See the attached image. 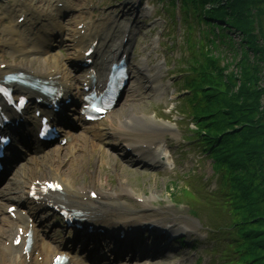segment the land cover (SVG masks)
<instances>
[{
    "label": "rangeland",
    "instance_id": "374dc122",
    "mask_svg": "<svg viewBox=\"0 0 264 264\" xmlns=\"http://www.w3.org/2000/svg\"><path fill=\"white\" fill-rule=\"evenodd\" d=\"M251 1H253L255 9L253 12L260 19V31L264 37V4L260 3L259 0ZM31 3H28L27 7ZM137 3L135 4L134 0H67L62 12L56 13L58 25L61 26V32H63L60 38L63 40L57 43L56 48H53L54 51L52 50L53 53H56L57 50L61 51L57 56L52 55L54 58L61 57V59H52V61H56L63 68L74 70L69 65L73 51L70 50L71 47H68L71 43L68 33L73 30L74 23L79 16L86 23L101 19L103 24L110 19L109 23L114 29L116 37L124 26H128L131 32V40L127 47L133 52L131 64L135 76L131 81L129 95L134 101L127 102V97L108 121L116 126L121 119L134 113L151 118L166 126L174 127L176 133L171 135H175L174 141L177 143L174 145L179 148V151L176 150L175 146L171 148V152L174 153L173 163L168 161L169 164H167L163 174L157 168H150V170L143 172V169L134 166L129 158H127L129 166L121 168L124 165L123 161L126 160L120 155L123 154L122 152H116L117 160L102 164L103 155L101 151L97 147L92 148L90 146V143L93 144L91 139H82L80 142H75L74 149L68 147L57 152H47L41 159L29 162L26 166L31 174H35L31 167L43 162L50 175L61 176L65 182L76 186L88 187L92 185L96 190L110 191L116 194L122 192V189L131 191L135 196L150 200L151 210L149 214H146L147 216L168 217L169 219L173 215L176 220L187 223L192 229L197 230L196 235L188 236L187 240L197 238L196 244H200L197 245L198 253L189 252L186 248L181 249L172 243L168 251L172 258L163 260L160 264H194L197 256L202 257L201 264H236L235 259H231L234 258V253H231L232 251L227 245L230 244L228 242H230L232 233L228 229L229 215L225 208H221L226 203L223 201L224 193L221 192L220 171L213 170L211 161L204 156L206 153L202 154V148H199L198 141H188V139L192 140L194 136L193 131L196 122L191 117L190 107L184 104L185 101H182V104L179 102L181 98L184 99L187 95L183 92L186 87L181 85V77L179 76L183 67L182 63H184L182 58L188 56L187 42L184 40L187 33L183 32L184 26H179L178 17L175 18V24L169 21L167 15L160 8L158 0H141L139 6ZM207 3L210 7L213 5L211 2ZM11 4L12 0H0V31L4 25L8 26L13 23L14 16L28 12V10L24 11L23 8L20 10L21 6L10 9L8 5ZM39 6L45 5L36 3L35 6L33 5L35 7L33 13L31 14L32 11H30L26 14L29 18L27 27L34 21V13L41 12ZM77 9L79 10L75 11ZM49 23L51 22H45L44 26L46 27ZM197 27L194 28L193 39L196 42L199 39L203 41V34L197 33ZM199 27L203 28V32H206L208 37L210 36L209 27L205 25ZM211 30L213 34H216L215 28ZM36 33L35 31V36H37ZM64 38L66 39L64 40ZM211 38H213L212 35ZM229 38L230 45L226 43L223 45L220 43L219 37L216 39L214 37L212 40L215 47L208 43V50L212 53L216 63L218 62L220 65L225 63L223 75H232L231 78L235 80V84H232L234 88L230 90L232 93L238 92V89H243L244 85L248 84L251 90L253 88L259 90L260 97L257 105L260 112L254 113L252 120L254 119L255 123L259 121L257 128H264V58L262 60L254 59L251 52H248L244 46L240 47V38L234 32L230 31ZM4 51L0 50V60L5 55H1ZM206 54L205 52L202 56ZM161 58L166 60V67L160 73L162 81L159 86L162 94H154L151 92L152 83L141 76L143 74L137 75L136 70L138 71L140 66L148 64V76H152L156 73L154 67H156L157 60ZM242 71L249 73L247 82H242L240 78ZM173 75L175 76L173 77ZM229 95L228 93L227 95H216V98L221 100V98L225 99ZM221 112H228V105L221 107ZM236 128L240 129L239 126ZM171 135L165 136L169 142H172ZM182 136L189 138L185 141L179 140V137ZM256 140L254 145H250L251 149L258 145V147H263L264 141ZM105 141L110 143L106 148L111 147L114 142L111 138H107ZM118 144L116 142L114 145ZM245 148H248V144H245ZM93 149L94 152H90ZM251 153L258 155L255 151H251ZM74 156L77 157V160H74ZM23 164H20L18 168L22 167ZM69 165H73V167L70 169ZM45 168L40 166L37 172L42 177L46 175L42 174ZM93 176H98V181L94 185L92 184ZM13 186H16V183H13L11 188ZM186 205H190L194 209V212H191L192 219L187 216L189 209L185 207ZM161 211H163L162 214ZM204 225L210 226L214 230L210 234L211 237H206ZM52 236L55 240H62L64 235L60 229H57ZM0 240H2L1 234Z\"/></svg>",
    "mask_w": 264,
    "mask_h": 264
},
{
    "label": "trees",
    "instance_id": "16d2710c",
    "mask_svg": "<svg viewBox=\"0 0 264 264\" xmlns=\"http://www.w3.org/2000/svg\"><path fill=\"white\" fill-rule=\"evenodd\" d=\"M206 1H198L202 21L215 23L221 43L230 45L232 31L239 36L240 47L244 46L254 59L262 60L264 37L260 19L253 12V1L209 0L218 6L204 9ZM259 2L264 4V0ZM206 53L197 68L189 67L192 73L189 101L197 103L195 118L201 126V143L213 157L214 168L220 171L226 203L221 208L227 211L229 229L233 232L230 249L238 264H264V145L254 149L250 146L255 144L256 138V141H264V128H257L259 121L252 120L253 114L260 112L259 90H251L248 84L232 93L230 90L235 84L232 75H223L224 68L216 63L209 50ZM248 75L246 71L241 72L242 82L249 80ZM227 93L230 95L225 99L216 98ZM226 105L228 112H221V107ZM238 126L240 129L236 128ZM245 144H248L247 149Z\"/></svg>",
    "mask_w": 264,
    "mask_h": 264
},
{
    "label": "bare ground",
    "instance_id": "6f19581e",
    "mask_svg": "<svg viewBox=\"0 0 264 264\" xmlns=\"http://www.w3.org/2000/svg\"><path fill=\"white\" fill-rule=\"evenodd\" d=\"M4 30L8 31L6 35L7 36L6 43L11 42L12 50L10 47L9 50L11 51L12 57L14 58L15 56H20L23 58V61L18 63L23 66L22 69H27V68L32 69L34 67L42 68L43 65L47 66L49 64L50 61H48L46 57L45 58L43 57L44 53L40 46L36 44L31 49H29L28 45L24 47L25 43L29 42L30 38L29 39L23 38L22 40H20L18 38L19 32L17 28H15L14 26H5ZM53 32H55V28H51L48 35L52 34ZM106 35L103 36V34H100L99 32L96 31L93 36L91 35V37L93 38L92 42L95 41L96 39H99L104 42L106 41ZM112 37L109 38L108 42H111L113 40ZM80 40L81 39H77L78 45ZM44 43L47 42L44 41ZM121 50H122V44L121 42H119L115 45L113 49L106 50V52L110 51L111 56L114 57ZM96 53H97L98 63L96 60V62L93 64V70L101 72L104 67L105 59L107 56L104 50L100 51V49H98ZM84 60L85 58L82 60V62ZM57 69H59V67H57ZM11 70H13V68L7 66L2 72H0V74H6ZM59 71L62 72V70L60 69ZM85 73L86 72H84L83 74ZM67 78L70 81H75V77L72 76L71 73ZM101 82L102 80L100 78H97L95 85H99ZM116 130L118 131V133H120L121 141L124 142L122 146L125 145L129 148V150L126 151V153L132 154L137 157L149 158L152 162L160 164L161 157L154 148L159 143L160 132L168 130L166 126L143 115L141 116L133 115L132 119H129V121L125 125L124 124L119 125ZM90 134L97 136V133L94 134V132H91ZM100 140H102V138H100ZM100 144L102 145V143ZM104 158L108 163L116 160V156L111 154H105ZM74 160H77V157H74ZM123 164L124 165L121 168L126 166V163L123 162ZM69 167L71 169L73 165H69ZM37 168L38 167H36L34 170H37ZM43 172H44L43 175L46 174L44 175V178L46 179L43 180L53 179L52 177L58 176V175H50L49 170L46 168L44 169ZM18 174L20 175L21 179H26V181L23 182V185H26L28 180V172L24 170H20L18 171ZM59 179L60 178H56L55 180L58 181ZM97 181H98V176H93L92 184L93 185L96 184ZM93 189L95 188L92 185L88 187H75L72 184L64 183V187H62V191H63L62 194L47 193L44 195V198L53 199V200L60 199L68 206L77 207L82 210L86 209L88 212L92 213V215H97L99 217L103 215L107 219L112 218L115 219L116 221L124 220L129 223L136 222V225H138L139 221H142V219L145 217L144 213L145 210L148 209V202L146 200L141 201L140 197L130 198L129 195L132 193L131 191L122 189V192L114 195L115 197L113 198L111 194L107 192H103L98 189L96 196L97 200L92 201L89 197V194L93 192ZM151 220L152 219H149L147 221H151ZM33 227H34L33 225H31L30 227V222L28 219L20 218L19 226L15 230L12 229L10 231L11 233L10 245L12 246V248L15 250L16 253L20 251L22 247V244H19L17 246L13 245V241L17 239L16 235L19 234V229H22L23 233H25L28 229H33ZM46 247L49 246L46 245ZM50 256H51V252L49 254V257ZM51 259L52 257L48 259L47 264H51L52 262ZM75 259H76L75 257H72V260ZM74 263L78 264V262L76 261Z\"/></svg>",
    "mask_w": 264,
    "mask_h": 264
},
{
    "label": "snow or ice",
    "instance_id": "6c2138e0",
    "mask_svg": "<svg viewBox=\"0 0 264 264\" xmlns=\"http://www.w3.org/2000/svg\"><path fill=\"white\" fill-rule=\"evenodd\" d=\"M99 110V109H97ZM49 187H59V185H49ZM19 243V241H17Z\"/></svg>",
    "mask_w": 264,
    "mask_h": 264
}]
</instances>
